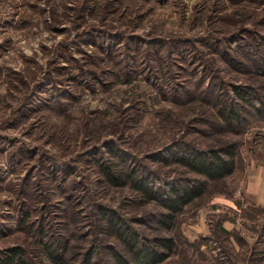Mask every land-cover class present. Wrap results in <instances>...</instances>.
Returning <instances> with one entry per match:
<instances>
[{
	"label": "rangeland",
	"instance_id": "obj_1",
	"mask_svg": "<svg viewBox=\"0 0 264 264\" xmlns=\"http://www.w3.org/2000/svg\"><path fill=\"white\" fill-rule=\"evenodd\" d=\"M230 142L234 171L172 220L128 179L204 178L163 155ZM263 187L264 0H0V256L114 264L109 210L174 237L161 264H264Z\"/></svg>",
	"mask_w": 264,
	"mask_h": 264
},
{
	"label": "trees",
	"instance_id": "obj_2",
	"mask_svg": "<svg viewBox=\"0 0 264 264\" xmlns=\"http://www.w3.org/2000/svg\"><path fill=\"white\" fill-rule=\"evenodd\" d=\"M252 91H239L236 99L226 98L222 100L216 97L217 104L220 105V115L232 121L240 115L239 109L251 101L249 98ZM215 102V103H216ZM171 152V151H170ZM168 154L164 158L173 157L176 161L185 165L191 172L203 175L204 178L189 176L186 178H153L151 175L138 173L136 169L132 174L128 173V179L134 187L148 197L150 200L158 202L166 211L163 215L166 219L172 220L183 211L187 204L193 202L197 197L203 195L206 190L208 179H221L232 173L237 165V149L234 142L223 145L201 147L188 143L180 145L179 148ZM110 168L106 170L107 175L115 183H122L119 177L112 174ZM264 206V205H262ZM105 217L112 225L118 227L120 236L125 241V252L112 250L114 264H161L175 249V239L173 236L158 235L149 238L138 229H134L123 221L119 215L113 211L104 210ZM58 252V248H54ZM52 253L55 264H71L65 253ZM0 264H29L22 246L13 245L0 256ZM78 264H94L91 255L84 257Z\"/></svg>",
	"mask_w": 264,
	"mask_h": 264
},
{
	"label": "crops",
	"instance_id": "obj_3",
	"mask_svg": "<svg viewBox=\"0 0 264 264\" xmlns=\"http://www.w3.org/2000/svg\"><path fill=\"white\" fill-rule=\"evenodd\" d=\"M262 191H264V187L262 188ZM261 193V192H260ZM259 196H261L260 194H259ZM264 200V199H263ZM261 203H263V204H261V205H264V201H262Z\"/></svg>",
	"mask_w": 264,
	"mask_h": 264
}]
</instances>
